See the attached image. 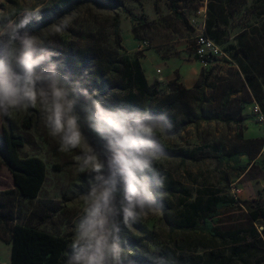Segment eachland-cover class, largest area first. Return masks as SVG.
Returning <instances> with one entry per match:
<instances>
[{
    "label": "rangeland",
    "instance_id": "374dc122",
    "mask_svg": "<svg viewBox=\"0 0 264 264\" xmlns=\"http://www.w3.org/2000/svg\"><path fill=\"white\" fill-rule=\"evenodd\" d=\"M64 1L0 0V59L31 46L39 52L69 48L74 55L71 66L86 62L75 81L86 118L85 124L80 119L83 130L63 101V131L55 135L47 119L48 106L39 101L0 114V136L9 130L21 135L25 143L20 156H37L46 166L38 198L27 200L10 193L12 176L0 156V192H5L1 199L13 222L67 238L66 264L94 178L107 174L109 167L113 170L108 157L123 151L133 170L134 159L149 160L150 170L145 171L155 199L152 210L130 228L121 225L124 256H131L136 264H148L146 255L175 264H264V121L252 111L256 104L264 116V0H178V12L186 23L175 17L167 0H115L122 5L112 9L88 3L66 15L56 8ZM203 8L207 34L223 52L206 67L186 51L196 34L191 21ZM44 12L51 16L46 25H42ZM25 18L27 23L20 26ZM34 22L39 26L27 30ZM142 41L148 47L142 48ZM155 57L181 59L171 79L161 77L162 68L160 74L149 72V60L155 62ZM134 60L151 74L145 77L154 87V100L148 104L138 98L137 121L121 127L123 131H110L106 126L113 112L125 105L120 88L125 85L126 61ZM190 69L199 71L187 86L184 73ZM224 103L228 123L200 121L192 115L199 105L205 112H220ZM66 135L76 136L75 147L62 148ZM259 149L253 160L239 158L245 169L212 157L238 150L256 156ZM181 154L205 159L182 162ZM97 162L103 166L99 172L94 170ZM155 177L162 179V187H156ZM120 188L123 195L122 180ZM218 202L224 203L213 218L219 237L191 230ZM9 259L10 246L0 240V264H9Z\"/></svg>",
    "mask_w": 264,
    "mask_h": 264
},
{
    "label": "clouds",
    "instance_id": "9594fccd",
    "mask_svg": "<svg viewBox=\"0 0 264 264\" xmlns=\"http://www.w3.org/2000/svg\"><path fill=\"white\" fill-rule=\"evenodd\" d=\"M26 23L27 18L21 21L20 26ZM53 55L56 53L39 52L28 46L26 50L8 53L0 59V114L7 115L10 109L21 106H36L39 101L48 106L47 119L55 135L63 131L62 101H67L58 79L61 65L52 59ZM77 143L75 135H66L62 148L75 147ZM88 162L85 160L86 164ZM114 163L119 166L115 171L109 167L107 174L94 178V186L85 201L84 216L78 224L72 255L66 264H124L125 261L136 264L131 256H124L119 233L121 225L130 228L153 208L155 199L149 187L151 178L145 171L150 170V164L147 158L134 159L133 170L119 154L114 157ZM102 167L97 162L94 170L99 172ZM121 180L125 185L123 195ZM155 184L157 188L162 187V179L155 177ZM146 259L148 264H175L173 260L157 255H146Z\"/></svg>",
    "mask_w": 264,
    "mask_h": 264
},
{
    "label": "trees",
    "instance_id": "16d2710c",
    "mask_svg": "<svg viewBox=\"0 0 264 264\" xmlns=\"http://www.w3.org/2000/svg\"><path fill=\"white\" fill-rule=\"evenodd\" d=\"M167 2L169 9L175 17L181 22L186 23V20L178 12V0H167ZM88 3H92L99 9L121 8L122 5L121 2L115 0H65L61 8L60 6H57L56 8L63 9L61 11L66 15L73 9ZM42 18V25L51 23L49 20L51 16L48 12H44ZM38 26L37 22H34L33 24L30 23L27 26V30L35 29ZM205 34L209 37L207 34V28L205 30ZM210 35L212 34L210 33ZM40 52L56 53V55L52 56V59L58 61L61 65L58 79L60 81L61 89L64 90L62 95H64L67 101L65 102V105L77 127L80 128V130H83L81 121L85 124L86 118L85 114L79 108L77 97L81 94V88L79 84L75 83V81H78L77 79L80 76V72H82L80 68H83L86 62L84 60H80L78 61L79 63L71 66V63L74 61V55L69 48L67 50L42 49ZM126 64L127 66L124 74L125 85L121 88L119 86L125 94V105L117 108L113 112L111 123L109 126H106L109 127L110 131H116L121 127H125L130 123L137 121L136 112L138 98L141 97L143 100H147L148 104L154 100V92H151L154 87L148 84L140 63L137 60H134L133 63L126 61ZM78 69L79 71H77ZM91 89H95V86H91ZM225 105L226 104L224 103L220 112L213 113L205 112L201 105H199L196 113L192 115L194 119H198L200 121H218L221 123H228V121L224 118ZM76 115H79V118H76ZM190 122L192 121H182V124L186 126ZM86 137L89 142L93 143V138L90 133L87 132ZM24 143V138L21 135L13 133L12 130L5 131L4 134L0 136V156L12 176L14 189L11 190L10 193H15L23 199L34 200L38 198L44 184L46 178V166L43 160L37 156H20L19 148L22 147ZM258 147L259 145L257 148ZM260 152L261 151L259 149L257 152L258 154L256 153L257 155L255 156L246 150H238L212 157L216 159L218 163H232L237 169H245L246 164H240L239 158L246 156L248 160H253L259 156ZM116 155L117 154H114L108 157V159H111L113 162V171L119 167L114 163V157ZM119 155L123 156L126 160V154L123 151H120ZM179 156L182 162L187 159L194 161H201L205 159V156L192 157L185 154H181ZM4 194L5 192H0V227L2 228L0 240L10 245L9 264H65L64 255L68 249L69 240L65 237L56 236L42 231L36 227L27 226L19 222H13L14 219L12 215L8 210H6V205L1 199V196ZM223 205L224 203L222 202L216 203L214 209L207 218H204L202 224L191 227V230L206 233L213 238L219 237L213 228V218L217 215L216 211L223 207ZM253 217L254 219H257L256 215ZM10 222L13 224L8 226ZM6 234H8V237L5 236Z\"/></svg>",
    "mask_w": 264,
    "mask_h": 264
},
{
    "label": "built area",
    "instance_id": "2783aa9c",
    "mask_svg": "<svg viewBox=\"0 0 264 264\" xmlns=\"http://www.w3.org/2000/svg\"><path fill=\"white\" fill-rule=\"evenodd\" d=\"M199 17L192 20V27L196 30L194 38L187 45V54L199 62L201 65L206 67L218 58L223 56L221 48L215 44V42L206 36V10L201 9L199 12ZM142 48L148 47L147 41L141 42ZM160 70L157 73L160 74ZM252 111L256 115L260 122L264 121V116L260 110V107L256 104L252 106Z\"/></svg>",
    "mask_w": 264,
    "mask_h": 264
},
{
    "label": "crops",
    "instance_id": "0c3cea01",
    "mask_svg": "<svg viewBox=\"0 0 264 264\" xmlns=\"http://www.w3.org/2000/svg\"><path fill=\"white\" fill-rule=\"evenodd\" d=\"M181 49H184V47L182 46ZM180 61H181V59H179V58L174 59V60L161 61V59H158V58L155 57V62L152 61V60H149V62L152 65L150 64L151 67H150V65H148L147 67L150 68V71H149L150 73H155V72L157 73V70L161 71V68H162L163 74H161V77L164 80H169V79H171L170 76L173 75V71L176 70V67L178 68L180 66ZM198 71H199L198 69H196V70L190 69L189 72L185 71V73H184L185 85L188 86L190 84H193V82L197 78ZM143 72H144L146 77H148V75H151V74L147 73V71L144 70V69H143ZM160 73H162V72H160ZM179 73L182 75L181 69L179 70Z\"/></svg>",
    "mask_w": 264,
    "mask_h": 264
},
{
    "label": "snow or ice",
    "instance_id": "6c2138e0",
    "mask_svg": "<svg viewBox=\"0 0 264 264\" xmlns=\"http://www.w3.org/2000/svg\"><path fill=\"white\" fill-rule=\"evenodd\" d=\"M57 124L59 125V119H57ZM119 131H123L122 129H119ZM127 139V137H125Z\"/></svg>",
    "mask_w": 264,
    "mask_h": 264
}]
</instances>
